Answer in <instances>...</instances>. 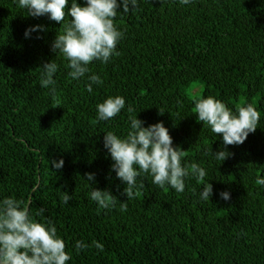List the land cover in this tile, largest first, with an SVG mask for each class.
Returning <instances> with one entry per match:
<instances>
[{
    "label": "trees",
    "instance_id": "obj_1",
    "mask_svg": "<svg viewBox=\"0 0 264 264\" xmlns=\"http://www.w3.org/2000/svg\"><path fill=\"white\" fill-rule=\"evenodd\" d=\"M23 15L12 0H0V198L44 207L72 255L69 264H264V187L256 183L264 177V0H139L114 20L124 32L119 56L91 65L104 81L93 94L49 51L60 25ZM31 25L46 30L25 39ZM53 58L61 70L51 94L39 87L38 67ZM192 84L201 88L198 96L186 93ZM109 95L123 96L126 108L97 123L95 105ZM206 96L260 113L256 131L228 146L232 155L221 164L201 157L210 145L220 147L195 119L193 102ZM128 107L145 126L162 121L185 162L208 169L205 180L189 178L178 194L148 177L126 200L123 185L106 179L102 138L126 133ZM53 159H63L62 169L48 167ZM85 172L96 173L93 187L117 197L115 207L98 210L87 198ZM207 181L214 195L204 202L197 193ZM61 191L71 196L68 204ZM220 191L231 198L220 200ZM81 239L101 243L103 252L90 247L77 255L72 245Z\"/></svg>",
    "mask_w": 264,
    "mask_h": 264
},
{
    "label": "clouds",
    "instance_id": "obj_2",
    "mask_svg": "<svg viewBox=\"0 0 264 264\" xmlns=\"http://www.w3.org/2000/svg\"><path fill=\"white\" fill-rule=\"evenodd\" d=\"M18 10L26 17H46L60 25L49 51L63 62L67 76L72 81H84L85 91L93 94L94 89L103 85L99 74L92 72L91 65L98 62L106 65L119 56L117 45L124 38V32L117 28L114 20L119 14H126L138 7L139 0H12ZM181 6L195 3V0H176ZM46 29L42 25L25 28L23 36L31 38L32 33H41ZM37 39L41 37L37 35ZM39 69V87L49 93L56 91V75L61 64L56 59L42 63ZM59 107V106H57ZM126 108L125 98L121 95H109L95 105V119L99 122H111ZM195 119L202 127L220 140V147L213 151L211 145L201 152L204 159L210 158L220 164L232 153L228 146L242 145L249 134L258 128L260 113L251 105L245 104L236 109L229 108L222 100L206 96L193 102ZM128 128L125 134L115 131L104 132L102 146L105 156L110 160L106 179L118 180L123 185L126 200L135 198L136 192L144 187L143 181L151 178L158 188H168L183 193L186 181L191 178L204 181L208 169L200 163L187 164L184 150L173 144L162 121L145 126L137 118L134 109L127 108ZM161 115L163 111L159 110ZM52 169L60 170L63 159L48 161ZM114 174V176H113ZM86 196L97 209H109L117 204V197L107 189L93 187L98 183L95 172H85ZM256 183L264 187V177H258ZM62 193V203L68 204L71 196ZM200 201L209 202L213 186L209 181L203 184L199 193ZM220 200L228 201V191L216 193ZM120 210L127 211L124 202ZM44 207L32 209V201L27 203L14 196L0 198V264H69L72 255L66 251V242L58 234L55 224L45 215ZM39 217L40 219H37ZM90 247L103 252L101 243L92 244L76 240L72 250L77 255Z\"/></svg>",
    "mask_w": 264,
    "mask_h": 264
},
{
    "label": "rangeland",
    "instance_id": "obj_3",
    "mask_svg": "<svg viewBox=\"0 0 264 264\" xmlns=\"http://www.w3.org/2000/svg\"><path fill=\"white\" fill-rule=\"evenodd\" d=\"M196 87H198L196 84L190 85V87L186 90V93L191 97H195L196 95L198 96L200 93L199 91H201V88L198 89Z\"/></svg>",
    "mask_w": 264,
    "mask_h": 264
}]
</instances>
